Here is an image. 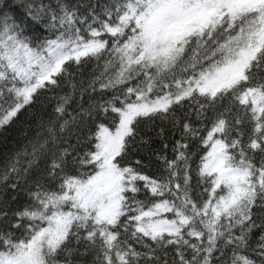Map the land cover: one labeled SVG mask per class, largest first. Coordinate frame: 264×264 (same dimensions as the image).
Segmentation results:
<instances>
[{
    "label": "trees",
    "instance_id": "1",
    "mask_svg": "<svg viewBox=\"0 0 264 264\" xmlns=\"http://www.w3.org/2000/svg\"><path fill=\"white\" fill-rule=\"evenodd\" d=\"M249 1L4 0L19 39L55 42L46 62L21 45L25 71L0 78V235L26 205L49 220L26 264L62 236L61 264H264V0ZM157 2L212 12L161 51L144 29ZM132 20L140 34L122 42ZM15 47L0 33L5 59ZM111 134L114 192L86 201Z\"/></svg>",
    "mask_w": 264,
    "mask_h": 264
},
{
    "label": "snow or ice",
    "instance_id": "2",
    "mask_svg": "<svg viewBox=\"0 0 264 264\" xmlns=\"http://www.w3.org/2000/svg\"><path fill=\"white\" fill-rule=\"evenodd\" d=\"M170 6L171 5L166 2L150 4L148 6V14H152L153 10H155L157 13L163 14ZM123 8L125 11L127 10V0H125V5ZM25 15L37 21L43 19L39 15H33L31 6H29V8L26 10ZM44 26L46 28L49 27V25ZM135 27L136 21H129V26L126 30L127 34L123 37L122 42L126 41L129 35L135 37L136 35L140 34L139 32L135 31ZM18 29L19 23L16 20L14 13L5 7L4 0H0V33L5 34L9 40H14L16 44V47L11 49L7 59L4 58V55L0 54V78L5 80L15 81L18 77V74L22 71H25V69L19 67L17 61L12 58L13 55L18 53V49L21 47V45H23V47L27 49V52L34 56L36 60H40L42 62H46L48 55L53 52L52 45L55 42L51 39L38 41L36 45L33 46L31 45L30 38H26L27 43H24L21 39H19L22 29H19V31ZM5 47L7 48L8 45L5 44ZM33 62H35V60ZM43 66H45L44 63H42V67ZM53 71H56V69H53ZM246 74L251 75L252 68L247 69ZM257 77L264 78V68L256 66V72L255 75L252 76V80L255 81ZM261 88H264V84H261ZM253 145L254 151L256 148L261 146L259 140L254 141ZM93 151H95V149H93ZM120 167H123V165H120ZM100 168L101 171L97 173V176L93 178V181L91 182L92 186L89 187L88 185H85L83 190H78V194L83 196L86 201L92 196L99 195L103 190L104 174L106 170L103 164L100 165ZM60 191H63V189L61 188ZM248 199L251 202V207L247 209L248 215L244 216V219L241 223L247 222V220L251 219V208L256 206V198L252 194H249ZM28 207L29 206L26 205L24 209L18 210L15 214L16 219L13 220L10 225H8L7 232L0 235V264H26V260L30 251L27 242L37 237L38 234L42 233L45 229V226L49 223V220L46 218L47 212H45L42 216L41 213L28 211ZM34 207L46 208L47 206L41 201L36 202ZM65 207H67V205ZM21 213L24 214L23 217L21 216ZM32 217H35V219H32ZM250 230L251 229L249 228V232ZM261 238H264V236ZM21 241H24V244H21ZM66 241V236H62L59 240H57L55 242L57 247L45 254L41 264H61L59 259L53 260L52 257L59 256L60 251L64 247ZM248 264H253V262L250 260L248 261Z\"/></svg>",
    "mask_w": 264,
    "mask_h": 264
},
{
    "label": "rangeland",
    "instance_id": "3",
    "mask_svg": "<svg viewBox=\"0 0 264 264\" xmlns=\"http://www.w3.org/2000/svg\"><path fill=\"white\" fill-rule=\"evenodd\" d=\"M225 1L227 3L231 2L235 6L246 7L248 0ZM262 1L263 0H250L248 4L251 5L249 6L250 8H254V6L258 5L261 7L262 3L264 2ZM167 10L170 13H168ZM167 10H165L163 14L157 13L154 10L152 14L148 15L145 19V34L149 44L153 46L152 49L160 46V50L163 51L170 45L171 40L183 37L185 34L196 30L197 27H200L212 12L211 5L204 3H200L198 5V10L196 13L193 12V10H190V14H184L183 16L177 15L170 7L167 8ZM229 71H231L230 67ZM229 75L230 73H227L225 76H223L219 83L226 82L229 79ZM42 77L46 78V75L43 74ZM213 81L214 77L211 78V80L208 82V85L212 86ZM118 137L119 135L112 134L109 136L107 152L104 155V168L106 170L103 181L104 187L100 194L97 195L100 197H106L110 195V193L114 192L115 189V181L117 180L118 176L116 175L110 160L113 152L116 150Z\"/></svg>",
    "mask_w": 264,
    "mask_h": 264
}]
</instances>
